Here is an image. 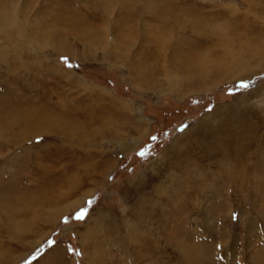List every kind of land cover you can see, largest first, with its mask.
I'll return each instance as SVG.
<instances>
[{
    "label": "rangeland",
    "instance_id": "obj_1",
    "mask_svg": "<svg viewBox=\"0 0 264 264\" xmlns=\"http://www.w3.org/2000/svg\"><path fill=\"white\" fill-rule=\"evenodd\" d=\"M12 1L0 0V264H189L200 242L210 264L264 257V152L237 191L232 158L210 146L220 129L197 125L211 115L262 135L264 0ZM233 52L244 59L226 67ZM68 106L79 129L31 126ZM185 165L204 178L186 197Z\"/></svg>",
    "mask_w": 264,
    "mask_h": 264
},
{
    "label": "bare ground",
    "instance_id": "obj_2",
    "mask_svg": "<svg viewBox=\"0 0 264 264\" xmlns=\"http://www.w3.org/2000/svg\"><path fill=\"white\" fill-rule=\"evenodd\" d=\"M25 3H26V1H25ZM15 2H14V0L12 1V8L13 9H15ZM2 21H4V22H7L8 20H7V18L5 17V18H3L2 19ZM264 45V44H263ZM263 48V47H262ZM236 52V51H235ZM234 53V52H233ZM230 54V53H229ZM231 56L227 59V60H225L226 62L224 63V65L226 66V67H231V68H233V67H235L236 66V64L237 63H239V61H241V60H243L244 58H238L237 57V54L236 53H234L233 55L232 54H230ZM73 58V57H72ZM221 65H223V64H221ZM49 68H51V70H52V72H55V73H57V74H59V71L56 69V68H53V67H51V66H49ZM203 68V67H202ZM225 69H227V68H225ZM229 69V68H228ZM253 75V74H252ZM248 77H250V76H248ZM243 79H245V78H243ZM243 79H240V80H243ZM13 80H15V79H13ZM11 83H12V81H11ZM0 84H2V82H0ZM15 84V83H14ZM13 84V85H14ZM5 85V84H4ZM10 85H12V84H10ZM8 86V85H6L8 88H12V86ZM2 101L0 100V105L3 103H1ZM6 103H9V100H6L5 101V104ZM12 103H14V100H12ZM4 104V103H3ZM52 106V109H51V107H50V109L53 111L54 109H56L57 108V106H55V104H52L51 105ZM78 108V107H77ZM261 110H263V113H264V107H261ZM57 113H59V115L60 116H62V117H64V120H61V118L59 117V118H55V116H54V114L53 115H51V116H49L48 115V112H47V110H45V109H42V115H41V117L43 118V119H39L38 121H36V122H34V123H32L31 124V126L32 127H34L36 130H39V129H41V128H44L45 130H49V128H48V126L49 127H55V126H59V125H61L60 127H64V126H66V127H68V128H70V129H79L80 128V126H79V124H78V122L76 121L77 119L75 118V120H74V123L73 122H71V121H68L67 119V116L68 115H74V116H77L76 114H77V111L73 108V107H69L68 106V109H64L61 113L59 112V110H57L56 111ZM86 114V113H85ZM84 114V115H85ZM246 115V114H245ZM251 115V114H250ZM2 115L0 114V117H1ZM248 116V115H247ZM78 117V116H77ZM208 117H211V115H205L204 117H202V120H199V122L197 123V125H198V128H200L201 129V131H202V136H204V134L206 133V132H208L209 130L211 131V129L214 127V126H216L217 127V129H220V131L219 132H217V130H216V128L214 129L216 132H214L212 135H211V142H212V139H213V144L214 145H210L211 147H218V151H222V153L224 154V155H227V157H226V159H227V161H229V158H232V160H233V168L231 169V171L229 172V173H227V178L229 179V181L233 184V185H236V186H234L235 187V189H237V191L239 190V189H242L240 186H239V184L241 185V186H244L245 188H247V189H249L248 187H251V184H252V180L250 179L251 178V174H253L252 172V166L253 165H251V162H252V158L254 157V158H256L255 156H257V154H260V153H262V152H264V149L263 148H260V147H258V146H261L260 145V143L262 142V138H264V131H263V133H262V135L261 134H259L258 136L259 137H256L254 134H253V132H252V130H251V127H248V126H246V127H244V126H242V125H240V124H238V123H236V124H234L233 126H231V127H227V126H225L224 125V120L221 118L220 120H218L216 123H215V125H209L208 123H205V119H208ZM67 118V119H66ZM240 118V117H239ZM253 118V117H252ZM70 120V119H69ZM261 122V121H260ZM263 124V125H262ZM262 124H260L261 125V127L263 126L264 127V123H262ZM24 125H25V123H24ZM71 125V126H70ZM258 127V126H257ZM193 128V127H192ZM257 128H255V131L254 132H257V130H256ZM67 130H69V129H67ZM192 129H190L189 131H191ZM205 130V131H204ZM260 131V130H259ZM189 132H187V134H188ZM191 133V132H190ZM186 134V133H185ZM186 134V135H187ZM206 137V136H205ZM210 137V136H209ZM257 138V139H256ZM210 139V138H209ZM205 141V140H204ZM210 141V140H209ZM198 143H200V145H199V149H201V152L203 153L202 154V157H210L211 156V150H213V148H211V147H208V146H202V144H201V142H198ZM255 143H256V145H255ZM263 143V142H262ZM210 144V143H209ZM181 147V146H180ZM183 147V146H182ZM254 148H255V150H254ZM180 151V150H179ZM210 152V153H209ZM175 153V152H174ZM247 157V158H246ZM245 158V159H244ZM258 158V157H257ZM242 159V160H241ZM180 160V159H179ZM185 161V160H184ZM183 161V162H184ZM239 161H241L240 163H239ZM178 162H181V161H178ZM186 162H187V160H186ZM185 162V163H186ZM220 164H219V166H218V168L220 169V170H224V164H223V162H219ZM193 164V163H192ZM194 167V166H193ZM196 170V168L194 169V168H192V166L191 167H189V166H187V165H185L184 167H182V169H181V171H180V173H181V177L180 178H178V181H175L174 182V178H172V179H170L172 182H174V183H178L177 184V186H176V190L177 189H181L182 191L184 190V196L186 197V195L185 194H187L185 191L187 190V187L188 186H186V185H189V184H191V186H195L197 183H198V181H202L203 182V180H204V178H203V175H199V177H196V175L194 176V174H195V171ZM225 171V170H224ZM177 178V177H176ZM241 179V181L243 180V182H240L239 180ZM177 180V179H176ZM216 181H213V185L214 186H216ZM246 184H249L248 185V187H246ZM206 185V186H205ZM209 186V184H203V187H208ZM196 187V186H195ZM195 187H193L194 189H195V191H197L198 189L197 188H195ZM200 187V186H199ZM185 188H186V190H185ZM204 189V188H203ZM156 190V189H155ZM166 191H164L165 193L168 191L167 189H165ZM170 191H171V189L169 188V191H168V193H169V196L166 198L165 197V199H166V202H167V206H169L170 207V205H169V203H171L172 204V201H173V199L172 198H174V197H172L171 195V193H170ZM199 191H202V189H200ZM233 192H235V191H233ZM236 193V192H235ZM162 192L161 193H159V194H157V196H158V200H157V203H159V201H160V198H162L163 196H162ZM174 194H176V193H174ZM182 194V193H181ZM165 195V194H164ZM188 196V195H187ZM172 197V198H171ZM175 199H177V198H175ZM178 199H181L180 198V196H178ZM177 199V200H178ZM142 200H144V203L143 204H145L146 205V200L147 199H142ZM175 201V200H174ZM174 204V203H173ZM165 205H166V203H165ZM175 205H177V203H175ZM168 208V207H167ZM167 208L166 209H163V211H162V213H164V210H167ZM149 210L151 211V213L149 212ZM149 210H148V212H144V209H142L141 211H140V213H141V215L143 214L144 216L146 215V216H148V217H152L153 216V213H155V211H156V209H151V208H149ZM169 210V209H168ZM167 210V211H168ZM166 212V211H165ZM145 213V214H144ZM161 213V212H160ZM150 215H152V216H150ZM138 219H140V218H138ZM142 220L145 222V223H147V221L145 220V218H142ZM143 223V222H142ZM140 224V225H143V224ZM148 224V223H147ZM204 227L207 229V227L204 225ZM181 229H183V228H181ZM182 233V234H181ZM180 233V235L182 236V237H185V238H187V240L188 241H190L191 239H192V237L191 238H189L190 236H188L187 234H186V232H181ZM209 234H211V236L213 237V232H209ZM190 235H192L191 233H190ZM133 236V235H132ZM151 237V236H150ZM153 237V236H152ZM155 237V236H154ZM153 237V238H154ZM254 237V236H253ZM149 240H152V238H150ZM154 240V239H153ZM155 241V240H154ZM150 241H148V243H149ZM199 242V241H198ZM201 244H200V246L199 245H189L188 243V245H187V247H186V257H188L187 258V262L189 263V264H210L209 262H210V260H212V258H213V256L211 257V252L210 251H208V252H205L201 247H205L206 249L207 248H209V247H211L212 245H209L208 243H206V242H200ZM251 244V243H250ZM94 250V249H93ZM212 253H213V251H212ZM95 253H93V255L90 257L89 256V258H88V260H91V262H93V263H91V264H95L94 263V261H95V258H94V256H96V255H94ZM98 255V254H97ZM257 255V254H256ZM208 257H210V258H208ZM98 258H100V257H98ZM253 259V258H252ZM99 261H101V260H99ZM98 261V262H99ZM97 262V261H96ZM186 262V263H187ZM99 264H100V262H99ZM254 264H264V257L262 256V254L261 255H258V258H257V261H255L254 262Z\"/></svg>",
    "mask_w": 264,
    "mask_h": 264
},
{
    "label": "snow or ice",
    "instance_id": "obj_3",
    "mask_svg": "<svg viewBox=\"0 0 264 264\" xmlns=\"http://www.w3.org/2000/svg\"><path fill=\"white\" fill-rule=\"evenodd\" d=\"M140 155H143V152L140 153ZM85 216L78 217L77 219H83ZM67 222V221H66Z\"/></svg>",
    "mask_w": 264,
    "mask_h": 264
}]
</instances>
